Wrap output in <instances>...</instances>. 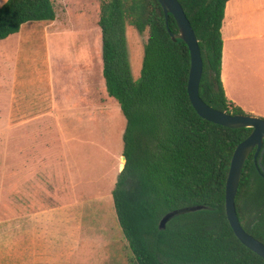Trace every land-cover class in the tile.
<instances>
[{"label":"trees","instance_id":"obj_1","mask_svg":"<svg viewBox=\"0 0 264 264\" xmlns=\"http://www.w3.org/2000/svg\"><path fill=\"white\" fill-rule=\"evenodd\" d=\"M198 39L203 61L199 94L211 107L244 111L225 94L222 23L229 0H178ZM54 0H6L0 40L28 22H53ZM98 26L106 92L125 119L124 164L112 190L117 223L133 253L130 264H264L234 234L225 213V186L234 149L252 128H228L202 118L188 95L186 43L157 0H102ZM147 32L134 80L125 30ZM264 147V144L262 148ZM244 163L235 208L242 228L264 244V153ZM123 158V157H122ZM192 206L159 229L169 211Z\"/></svg>","mask_w":264,"mask_h":264},{"label":"crops","instance_id":"obj_2","mask_svg":"<svg viewBox=\"0 0 264 264\" xmlns=\"http://www.w3.org/2000/svg\"><path fill=\"white\" fill-rule=\"evenodd\" d=\"M5 1L0 0V6ZM262 13V0H229L226 3L221 28V80L229 100L244 111L248 109L251 113L264 116L262 104H255V101L248 99L262 98V91L259 92L264 83V44L260 43L264 38L260 26ZM25 24L17 33L3 39L4 44L0 46V105L4 113L1 135L5 148L6 179L3 193L9 211L7 221L4 222L8 231L6 238L2 237L0 264H76V254L85 232L84 225H91L87 222H95L98 225L101 223L108 227L111 224L114 227L116 221L114 212L111 213L110 219L95 217L94 221H84L82 216V219H76L74 214L76 207L88 209L83 192L78 195L73 192L76 175L73 172L74 166L71 165L73 162L68 146L75 139L76 134L73 131L77 125L84 126V123H80L81 120L75 121L74 118L79 114L81 117L89 115L92 108L99 114L103 106H100V102L95 106L92 100L89 66L80 77H75L76 80L74 79L71 86L65 88L61 82L57 81V85L54 82L51 72L52 59L49 55L48 88L43 90L38 86H24L16 91L15 72L21 46L26 44L28 48H32V33L39 32L42 36L50 33L47 28L45 31L41 29V25L32 24L25 28ZM10 38L14 39L8 44ZM41 42L39 40L40 46ZM9 47L12 49L11 55L8 54ZM44 48L48 51L46 41ZM101 61L100 59L99 65L102 71ZM102 83L104 90L103 75ZM102 98L103 101L112 100L105 90ZM248 100L252 103L249 104ZM76 110L79 113L74 115ZM86 110L87 113L84 112ZM120 170L118 168V171ZM44 177L52 182L53 188L48 192L51 197L46 207L41 205L36 193L32 195V192L41 191ZM112 190H108L111 197ZM15 192L19 195L18 200L12 196ZM80 196L83 198L79 199ZM95 198L103 201L104 208L111 205L107 194H100ZM28 209L33 210L28 212ZM11 210L13 216H10ZM76 224L80 226L77 231ZM16 226L17 230L14 228ZM109 230L112 231L110 228L105 231ZM15 231L17 240L11 237ZM103 256L105 258L101 263L108 264L109 256Z\"/></svg>","mask_w":264,"mask_h":264},{"label":"rangeland","instance_id":"obj_3","mask_svg":"<svg viewBox=\"0 0 264 264\" xmlns=\"http://www.w3.org/2000/svg\"><path fill=\"white\" fill-rule=\"evenodd\" d=\"M101 1L54 0L56 19L53 23L25 24V28L32 24L41 25V29L45 31L47 28L50 33L43 31L44 36L40 35L39 32L31 34V37H34V40L30 42L32 48H28L26 44L21 46L22 49L15 72L16 91L24 86L28 88L38 86V88L45 90L49 86L47 55L52 59L51 72L55 84L57 85V81H59L65 88L71 86L76 80L75 77H80L83 71L87 70L86 67L89 66L90 79L92 80L90 92L92 100H94L95 106L100 102V106H103V108L99 114L92 108L89 115L85 114L84 117H81L79 114L74 118L75 121L81 120L80 123H84V126L77 125L73 131L76 134L75 139L73 138L74 140L68 146L70 158L73 162L71 165L74 166V171L73 168L72 171L76 175L73 192L76 195L83 192L88 207L87 210L76 207L74 214L76 219L82 216L84 221H88V219L94 221L95 217L110 219L113 212L115 215L111 193L108 194V190L110 189L111 192L114 188L119 172L118 168L121 169L124 164L122 135L125 128V119L116 100L113 98L112 100L106 98L107 101L102 100L103 91L105 90L106 94L107 92L105 88L103 90L102 71L99 65L100 59L102 60L101 31L98 26ZM262 3H264V0H262ZM260 26H262V32H264V13H262ZM125 35L131 75L134 80H137L142 66L143 47L147 32L140 34L134 27L126 26ZM13 39L10 38L8 44L12 43ZM39 40L42 41V46L39 45ZM45 41L48 43V51L44 48ZM260 43L264 44V38ZM2 44H4L3 40L0 41V46ZM8 54H12L10 47ZM259 89V92L262 91V98L248 97V99L255 101V104H262L264 109V83H262V88ZM249 100L248 102L251 104L252 102ZM44 107H46L45 104ZM44 109L46 110L48 107ZM84 112L87 113L88 111ZM77 113H79L78 110L75 111L74 115ZM244 113L264 118L262 115L251 113L248 109ZM3 121L4 113L0 105V249L2 248V237L6 238L7 236L8 230L5 229L4 222L7 221L6 218L9 213L8 203L3 193L6 180L4 178L5 148L1 135ZM51 183L48 178L44 177L41 191L32 192V195L36 193V196L41 200V205H44V207L50 203L51 196L48 192L53 189ZM70 194L74 195L73 193ZM100 194L104 196L107 194L109 197L111 205H107V208H104L103 201L96 200L95 196ZM12 196L16 200L19 199L17 192ZM83 197L80 196L79 199ZM15 204L17 203L15 202ZM10 205L14 206L11 203ZM29 210L27 211L29 212ZM10 216H13L12 210ZM87 223L91 225H84L85 232L83 233L80 249L76 254V264H102L101 261L105 258L104 254L109 256L108 264H130L132 262L133 253L121 232L117 219L114 227L111 224L107 227V225L101 223L99 225L95 222ZM79 227L76 224V231ZM14 228L15 230L18 229L17 226ZM106 228H110L112 231H105ZM17 236V231L11 234V237L15 240L18 239ZM84 240L87 242H84Z\"/></svg>","mask_w":264,"mask_h":264},{"label":"water","instance_id":"obj_4","mask_svg":"<svg viewBox=\"0 0 264 264\" xmlns=\"http://www.w3.org/2000/svg\"><path fill=\"white\" fill-rule=\"evenodd\" d=\"M157 1L165 14V18L167 19L170 13L177 23L178 32L174 33L169 31L170 35L183 40L188 47L190 67L187 91L196 112L202 118L228 128H252L250 135L238 143L231 158L225 186V213L234 234L240 242L264 259V244L242 228L235 208V196L245 161L253 151L255 159L260 152L258 162L261 164L264 153V147L262 148L264 144V118L245 113L230 114L223 112L211 107L202 100L199 94V84L203 70V61L194 30L178 0ZM122 157L125 160L124 156ZM206 208L205 206H192L169 211L160 220L159 229H164L166 222L180 213Z\"/></svg>","mask_w":264,"mask_h":264}]
</instances>
